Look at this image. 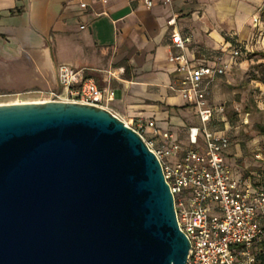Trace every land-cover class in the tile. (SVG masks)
I'll return each mask as SVG.
<instances>
[{"label": "water", "instance_id": "water-1", "mask_svg": "<svg viewBox=\"0 0 264 264\" xmlns=\"http://www.w3.org/2000/svg\"><path fill=\"white\" fill-rule=\"evenodd\" d=\"M160 162L106 108L0 103V264H184Z\"/></svg>", "mask_w": 264, "mask_h": 264}, {"label": "crops", "instance_id": "crops-1", "mask_svg": "<svg viewBox=\"0 0 264 264\" xmlns=\"http://www.w3.org/2000/svg\"><path fill=\"white\" fill-rule=\"evenodd\" d=\"M263 13L264 0H0V65L55 80L60 64L80 70L96 87L112 89L108 109L141 124L146 138H155L153 129L169 131L187 145L199 121L168 61L180 52L171 33L190 36L185 52L194 65L218 64L220 54L228 62L229 48L248 38ZM226 157L246 171L230 145Z\"/></svg>", "mask_w": 264, "mask_h": 264}, {"label": "built area", "instance_id": "built-area-1", "mask_svg": "<svg viewBox=\"0 0 264 264\" xmlns=\"http://www.w3.org/2000/svg\"><path fill=\"white\" fill-rule=\"evenodd\" d=\"M143 2L146 6L152 4V0ZM170 2L163 0V4ZM80 5L85 7V3ZM173 22V18L167 20L168 24ZM190 40L189 35L171 33V45L180 52L168 56L179 77V94L194 108L199 121L198 126L189 128L188 144L177 141L169 131L159 133L156 129L155 138H146L141 124L123 122L140 135L160 162L173 196L178 227L190 244L184 264H253L252 246L264 242V185L252 184L250 175L254 172L243 175L232 167L226 157L230 144L227 129H214L208 124L223 106L212 105L207 98L208 85L246 51L233 46L228 62L219 57L218 64L194 65L185 52ZM56 74L59 91L53 92L49 100L89 103L108 109L112 89L96 87L82 71L65 64L58 65ZM254 157L261 160L260 153ZM259 167L264 174V162H259Z\"/></svg>", "mask_w": 264, "mask_h": 264}, {"label": "rangeland", "instance_id": "rangeland-1", "mask_svg": "<svg viewBox=\"0 0 264 264\" xmlns=\"http://www.w3.org/2000/svg\"><path fill=\"white\" fill-rule=\"evenodd\" d=\"M261 20L247 39L235 45H242L246 53L233 59L230 68L216 76L207 89L209 102L223 106L213 125L219 126L220 117L224 119L230 147L238 152L237 162L247 171H257L259 162H264V13ZM227 55L230 60V52ZM57 91V78L28 77L21 68L0 65V103L49 100ZM255 153H260L261 160Z\"/></svg>", "mask_w": 264, "mask_h": 264}, {"label": "trees", "instance_id": "trees-1", "mask_svg": "<svg viewBox=\"0 0 264 264\" xmlns=\"http://www.w3.org/2000/svg\"><path fill=\"white\" fill-rule=\"evenodd\" d=\"M224 39L228 40L227 37H225V36H224ZM241 47H243V46L241 45ZM216 116H217V113L208 122L209 126L211 128H214V129H224L226 123L224 122V119L222 117H220V119H219L220 120L219 122L221 123L219 126L213 125V122L218 120V118H219V117H216ZM250 172H254L253 175H250L251 176V182H252L253 185H255V186L264 185V174H261L260 167L258 168L257 171H247L246 173H243V172L242 173H243V175H248ZM251 250L254 251V253L252 251V253L254 255L253 264H262L264 262V242L260 241V242L254 243Z\"/></svg>", "mask_w": 264, "mask_h": 264}, {"label": "bare ground", "instance_id": "bare-ground-1", "mask_svg": "<svg viewBox=\"0 0 264 264\" xmlns=\"http://www.w3.org/2000/svg\"><path fill=\"white\" fill-rule=\"evenodd\" d=\"M39 101H47V100H39Z\"/></svg>", "mask_w": 264, "mask_h": 264}]
</instances>
